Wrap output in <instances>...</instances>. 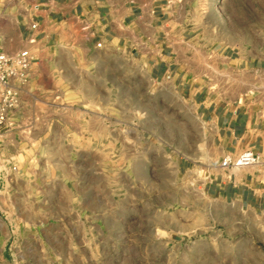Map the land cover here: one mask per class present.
Masks as SVG:
<instances>
[{"label": "rangeland", "instance_id": "rangeland-1", "mask_svg": "<svg viewBox=\"0 0 264 264\" xmlns=\"http://www.w3.org/2000/svg\"><path fill=\"white\" fill-rule=\"evenodd\" d=\"M181 2L128 44L60 38L54 61L25 49L15 63L0 143L10 264H264V211L209 189L243 151L224 153L196 102L264 111V0ZM4 13L0 30H19ZM163 41L173 72L156 75L148 43Z\"/></svg>", "mask_w": 264, "mask_h": 264}, {"label": "crops", "instance_id": "crops-1", "mask_svg": "<svg viewBox=\"0 0 264 264\" xmlns=\"http://www.w3.org/2000/svg\"><path fill=\"white\" fill-rule=\"evenodd\" d=\"M5 1V0H4ZM0 7L4 14L16 19L19 30L5 27L0 37L7 53L32 52L39 63L54 61L60 38L70 44L89 45L94 41L110 40L128 44L137 34L154 33L167 11H183L181 0H11ZM162 33L159 35L161 36ZM151 42V41H150ZM150 61L156 75L173 72L174 46L163 41L153 46ZM16 48L12 50V48ZM24 47V48H23ZM157 50V51H156ZM264 71V48L257 58ZM255 59H248L251 63ZM212 94V93H210ZM197 93V112L217 131L215 139L224 153L237 155L252 149L259 163L216 173L210 191L226 199L237 200L247 209L264 211V111L236 106L220 101L219 96ZM236 168V167H234ZM7 173H0V188L6 183ZM11 223L0 215V264L8 261L7 243L10 241Z\"/></svg>", "mask_w": 264, "mask_h": 264}, {"label": "built area", "instance_id": "built-area-1", "mask_svg": "<svg viewBox=\"0 0 264 264\" xmlns=\"http://www.w3.org/2000/svg\"><path fill=\"white\" fill-rule=\"evenodd\" d=\"M29 65L28 59L22 53L11 55L6 52L0 37V143L2 131L7 125L11 113L19 105V93L14 84L17 75L15 63ZM259 163L258 154L252 150H245L236 159L228 156L223 159L220 166L224 169L234 167L253 166Z\"/></svg>", "mask_w": 264, "mask_h": 264}]
</instances>
